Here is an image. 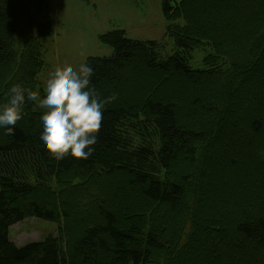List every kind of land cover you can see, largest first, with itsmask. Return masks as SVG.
Returning a JSON list of instances; mask_svg holds the SVG:
<instances>
[{"label": "trees", "instance_id": "obj_1", "mask_svg": "<svg viewBox=\"0 0 264 264\" xmlns=\"http://www.w3.org/2000/svg\"><path fill=\"white\" fill-rule=\"evenodd\" d=\"M172 1L163 0V15L169 22L166 35L175 42L171 54L164 41L130 39L124 30L100 36L112 55L91 57L86 63L95 69L92 84L102 98H106L107 86L136 63L146 74L179 76L185 86L231 88L248 78L246 85H258L256 72L264 56V0ZM207 3L219 7L211 10L213 20L191 27L190 16L196 17L197 9ZM51 14V0L24 1L22 6L0 0V98L6 97L2 91L17 83L14 77L25 65L26 77L19 84L38 90L43 40L53 36ZM178 20L185 23L183 29L175 24ZM200 48L210 52L203 67L196 68L191 61ZM3 71H10L5 80ZM234 95L219 103L198 96L182 105L161 93L137 102L115 99L105 105L92 155L87 159L66 156L59 161L39 143L43 110L27 104V122H17L14 135L2 129L0 139V264H175L183 258L182 253L172 255V249L183 252L198 231L207 232L202 219L211 211L202 208L209 195L217 203L226 196L230 201L226 207L230 211L232 207L237 216L234 221L231 215L213 209L221 222L215 244L227 258L226 264H264L263 120L256 117L245 122L254 134L247 141L254 152L249 165L231 156L232 146L222 153L226 162L221 159L220 165L214 164L208 158L211 138L223 136L220 125L226 120L220 112ZM197 116L204 119L202 125L189 128L182 124ZM204 123L209 130L202 128ZM181 158L184 165L176 169L173 166ZM202 159L203 165L209 163L203 174L215 170L211 178L219 188L213 185L206 191L207 176L194 178L192 170ZM183 168L187 173L181 172ZM227 168L238 174L230 183L232 188L224 187L230 194L223 195L221 179ZM72 194L79 197L81 206L94 209L89 212L94 213L92 217L85 210L72 215L64 202ZM140 206L145 213H138ZM155 209L164 213L156 215ZM32 217L58 223V235L19 247L11 240L10 229ZM160 218L172 224L171 230L158 226ZM229 248L234 250L229 253Z\"/></svg>", "mask_w": 264, "mask_h": 264}, {"label": "rangeland", "instance_id": "obj_2", "mask_svg": "<svg viewBox=\"0 0 264 264\" xmlns=\"http://www.w3.org/2000/svg\"><path fill=\"white\" fill-rule=\"evenodd\" d=\"M8 1L20 6H22L24 1H26V3L30 2V0ZM175 1L176 0H173L172 2L174 3ZM51 7V20L54 24L53 36H48V38L45 37V39L43 38L44 66L38 76V82L40 84L37 92L40 93L41 97L46 94L47 81L57 67H72L73 69H78L82 63H86L91 57L111 56L113 53L112 49L104 46L100 40V36L109 31L117 29L124 30L126 36L130 39L164 41L168 48V54H171L174 50V40L166 35L169 22L163 15V0H51ZM197 10L198 13L196 17L192 18L190 16L189 18L191 27L193 23L204 24L205 22L212 21L213 17H211V10L218 11L219 7L218 5L207 3L199 7ZM175 24L182 29L185 27V23L182 22V20L176 21ZM224 27L225 25L222 24L220 29L225 33L227 31H225ZM174 28L175 26L173 29ZM209 52L210 50L208 48L195 50L191 61L192 65L196 68H202L205 56ZM25 68L26 65L19 74L20 77H14L18 78L17 83L15 84L20 83V79L25 80ZM15 70L17 69H14L13 71L15 72ZM260 70L262 71V74H259ZM260 70L256 72L258 73V85H256V82L251 85H246L247 82L250 81L248 78L246 81H238L234 86L231 85V88L229 85L197 88L193 86H185L179 76L167 75L165 77L159 72H150L146 74V70H144L139 63H136L134 66H131L122 72L121 78L118 81H115L112 85H108L107 88L105 87V91L106 97L115 93L117 100H123L126 102L141 101L143 99L155 97L161 93L163 98H167L180 105L191 102L198 96L208 97L210 101L215 100L219 103L221 100L227 99L234 92L235 95L231 97L232 99L230 100V103L224 107L226 110L220 112L219 115L220 118L223 119L224 117L226 120V124L220 125L221 128L224 127L223 136H219L218 138V134H216L214 139H218L214 144L212 143L214 139L212 140L211 138L212 147L208 149V158L210 163L214 162V164L217 163L220 165L221 159H223L221 162H226V158L222 153L232 146L235 150L231 149V156H236L237 159L241 161V164L246 167L247 163L249 165V163L254 160L253 147H250L248 144L250 138L254 134L252 129H250L245 122L256 117L261 118L264 122V88L262 87V85H264V56L262 57ZM3 73V80H5L4 78H6L10 71L9 73L3 71ZM140 81L146 82V84L141 83ZM151 81L155 82L149 84ZM156 81L161 83L156 85ZM238 86L241 87L240 91L235 92ZM8 90L9 89L2 91L1 96L4 97ZM5 100L6 97L0 98V103ZM236 116L239 117L238 120H235ZM28 118V112L25 108V115L23 119L18 122H27ZM197 118L199 117H193L194 121L185 119V123L182 124H184L185 127L193 128L204 121V119L202 120L199 118L200 121L196 122L198 120ZM188 123L194 126H190ZM229 127L231 128V131H228ZM202 128L209 130L206 128V123L203 124ZM1 134L2 129H0V139ZM227 134H229V138L224 139V137L226 138L228 136ZM260 140L261 145H264V134L263 137H260ZM237 141L240 142L239 145H235L237 144ZM203 160L204 159L200 160L198 165L195 166L196 168L192 170L194 178H202L203 175L205 177L207 176L206 191H209V188L213 185H216L219 188L220 185L216 180L211 178L216 175L215 170L203 174V169L209 165V163H204L203 165ZM182 165H184L183 158L176 161L173 167H182ZM258 168H260V170L262 169L261 167ZM183 171L184 168L181 172ZM241 171L243 172V170ZM184 173H187V171H184L183 174ZM236 174H238V172L235 173L228 168L225 170V176L221 179L223 195H226V193H228V195L230 194V191H225L224 187L226 186L227 189L233 187L230 183L232 182V179L234 180ZM241 175L243 177V174ZM262 179L263 178H260L261 181ZM216 194L217 193H215V196ZM207 197L209 202H206L204 199L205 204L202 208L204 211H211L208 212L205 220L202 219V228L207 232L204 233L202 230H200V232L198 231L196 237L191 241L189 246L183 250V252L177 251L176 248L172 249V255L176 256L177 254L182 253L183 261L177 259L175 260V264H226L227 258L220 253L221 251L218 250L220 247L215 244V240L219 236L217 223L218 221L220 222V220L215 216L213 209H216L223 214L231 215L234 218V221L237 216H233L232 211H234V209L232 207H230L231 211L226 207V204L229 205L230 202H228L226 196H224L223 200L218 203L216 200L210 201V195ZM64 200L65 205H67V208L72 215L78 214L79 212L82 213L83 210L88 211V216L90 217L94 215V213H89L94 211L93 208H87L80 205L79 197L77 198V196L72 194L67 195ZM44 201L47 200L45 199ZM143 207L144 206H140V210L138 211L139 214L145 213V208ZM160 212L162 211H159L158 209L154 210L156 215L161 214ZM165 213L169 214L168 211ZM181 220L182 218H180V222ZM199 221L200 219L197 222ZM157 224L163 230L170 229L172 225L163 222L161 218ZM180 230L181 227L179 233ZM58 231V223L39 220L32 217L12 226L10 229V237L18 246H24L28 243L43 240L48 236H57ZM233 246H235V244ZM233 250V248H229V253ZM187 259H189L188 262Z\"/></svg>", "mask_w": 264, "mask_h": 264}, {"label": "clouds", "instance_id": "obj_3", "mask_svg": "<svg viewBox=\"0 0 264 264\" xmlns=\"http://www.w3.org/2000/svg\"><path fill=\"white\" fill-rule=\"evenodd\" d=\"M95 69L82 63L78 69L57 67L47 81L46 94L23 84L12 85L0 103V129L14 135L25 106L36 104L43 111L39 122V143L56 160L66 156L87 159L95 151L105 105L117 96L102 98L92 84Z\"/></svg>", "mask_w": 264, "mask_h": 264}]
</instances>
